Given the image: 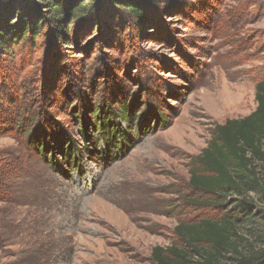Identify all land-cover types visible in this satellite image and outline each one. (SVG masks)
I'll return each instance as SVG.
<instances>
[{
  "label": "rangeland",
  "instance_id": "obj_1",
  "mask_svg": "<svg viewBox=\"0 0 264 264\" xmlns=\"http://www.w3.org/2000/svg\"><path fill=\"white\" fill-rule=\"evenodd\" d=\"M146 8V22L102 15L68 44L44 37L0 59V264H153L192 213L191 159L256 110L264 0ZM96 106L116 114V138L95 131Z\"/></svg>",
  "mask_w": 264,
  "mask_h": 264
},
{
  "label": "trees",
  "instance_id": "obj_2",
  "mask_svg": "<svg viewBox=\"0 0 264 264\" xmlns=\"http://www.w3.org/2000/svg\"><path fill=\"white\" fill-rule=\"evenodd\" d=\"M164 1L0 0V59L14 58L15 51L28 44L36 49L44 37L68 44L81 33L73 26H98L102 15L115 18L123 13L146 22L151 17L146 5ZM255 91L256 110L217 125L207 147L191 159L189 194L181 201L192 213L178 217L170 246L153 249V264H264V232L256 230L257 220H264V79ZM102 109L94 107L93 127L116 138V114ZM60 135L54 144L62 152L64 141L73 154V143ZM43 138L37 145L40 152L51 147L50 139ZM15 157L7 163L14 174L23 160ZM0 178L10 179L1 169Z\"/></svg>",
  "mask_w": 264,
  "mask_h": 264
}]
</instances>
